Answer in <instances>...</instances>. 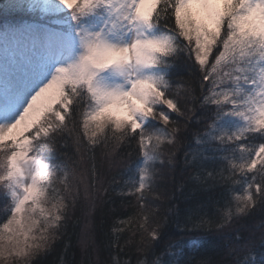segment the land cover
Returning <instances> with one entry per match:
<instances>
[{
    "label": "snow or ice",
    "instance_id": "snow-or-ice-1",
    "mask_svg": "<svg viewBox=\"0 0 264 264\" xmlns=\"http://www.w3.org/2000/svg\"><path fill=\"white\" fill-rule=\"evenodd\" d=\"M100 206L107 264H264V0H0V264Z\"/></svg>",
    "mask_w": 264,
    "mask_h": 264
},
{
    "label": "trees",
    "instance_id": "trees-1",
    "mask_svg": "<svg viewBox=\"0 0 264 264\" xmlns=\"http://www.w3.org/2000/svg\"><path fill=\"white\" fill-rule=\"evenodd\" d=\"M189 140H191V135L189 134ZM180 159L183 157L181 154ZM188 172L182 170L178 167L175 173L172 176L166 177L163 181L160 182V186L163 190L166 191L169 201L175 206L183 209L189 202L193 193L191 192V182L187 179ZM183 183L185 187L181 189L179 185ZM110 207L100 206L96 211V238L95 244L96 247L88 249L87 252L82 251L79 242L78 236L81 228L83 227V221L81 224L75 228L70 227L67 235L59 242L53 251H51L47 256L43 257L41 264H107L110 260V250L105 247L106 244V233L109 230V226L112 222V213ZM131 211V208L121 209V212L126 214ZM261 219L257 215L252 220L247 221V225L251 227L256 222ZM174 227V226H173ZM209 240L205 254L213 257L214 259H223L225 254L221 253L218 250V246L213 243L214 236L209 235L204 237ZM67 250L65 251V247Z\"/></svg>",
    "mask_w": 264,
    "mask_h": 264
}]
</instances>
